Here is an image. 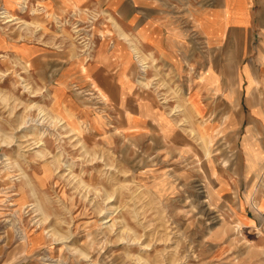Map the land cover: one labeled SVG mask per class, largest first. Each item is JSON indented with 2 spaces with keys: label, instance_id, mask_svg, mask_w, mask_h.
I'll return each instance as SVG.
<instances>
[{
  "label": "rangeland",
  "instance_id": "1",
  "mask_svg": "<svg viewBox=\"0 0 264 264\" xmlns=\"http://www.w3.org/2000/svg\"><path fill=\"white\" fill-rule=\"evenodd\" d=\"M23 1L0 0L18 17H0V264H264L259 233L236 222L237 136L201 130L189 79L149 58L131 104L171 125L132 130L88 79L115 37L106 16Z\"/></svg>",
  "mask_w": 264,
  "mask_h": 264
},
{
  "label": "crops",
  "instance_id": "2",
  "mask_svg": "<svg viewBox=\"0 0 264 264\" xmlns=\"http://www.w3.org/2000/svg\"><path fill=\"white\" fill-rule=\"evenodd\" d=\"M35 1L56 15L83 10L106 16L115 37L95 51L86 65L88 79L117 96V107L129 111L130 129H168L171 123H162L149 99L131 104L130 95L140 92L134 79L142 68L129 41L146 60L189 79V102L201 130L226 126L237 136L236 222L258 232L264 249V0H185L178 15L169 0Z\"/></svg>",
  "mask_w": 264,
  "mask_h": 264
},
{
  "label": "bare ground",
  "instance_id": "3",
  "mask_svg": "<svg viewBox=\"0 0 264 264\" xmlns=\"http://www.w3.org/2000/svg\"><path fill=\"white\" fill-rule=\"evenodd\" d=\"M19 2L20 1H23V0H18ZM24 2V1H23ZM25 3V2H24ZM25 7V5L23 6V8ZM10 11V10H9ZM7 9H5L2 14H0L1 18H3V23H6V22H10V21H13L15 19H18V17H15L13 14H11ZM120 35H122L125 39H127V36L125 35V33H121ZM131 47H132V51L134 52L135 54V57L137 59V61L139 62L141 68H142V71L143 73L147 70V68L149 67V64L147 62V60L142 57V54L140 52V50L134 45L132 44L131 41H129ZM81 70L82 72L84 73L86 71V68L84 66L81 67ZM139 83L144 85L145 87H149V83L146 81V78L144 76L140 77L139 78ZM95 86V85H94ZM95 90L99 93H102V91L100 90V88L98 86H95ZM98 93V94H99ZM179 108V106H177V109ZM178 112V111H177ZM44 119V118H43ZM59 121V120H58ZM181 124V123H180ZM62 125V124H61ZM18 230V229H17ZM20 232V231H19Z\"/></svg>",
  "mask_w": 264,
  "mask_h": 264
},
{
  "label": "built area",
  "instance_id": "4",
  "mask_svg": "<svg viewBox=\"0 0 264 264\" xmlns=\"http://www.w3.org/2000/svg\"><path fill=\"white\" fill-rule=\"evenodd\" d=\"M260 218H261L262 222L264 223V210L260 211Z\"/></svg>",
  "mask_w": 264,
  "mask_h": 264
}]
</instances>
